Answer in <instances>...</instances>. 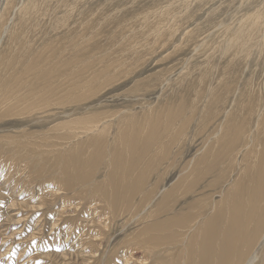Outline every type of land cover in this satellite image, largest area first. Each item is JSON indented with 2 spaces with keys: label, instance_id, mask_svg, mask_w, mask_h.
<instances>
[{
  "label": "rangeland",
  "instance_id": "obj_1",
  "mask_svg": "<svg viewBox=\"0 0 264 264\" xmlns=\"http://www.w3.org/2000/svg\"><path fill=\"white\" fill-rule=\"evenodd\" d=\"M80 52L88 53L83 59L97 64L79 68L76 59H83L76 55ZM49 53L55 61L48 60ZM61 54L67 62L76 60L75 64L64 63ZM0 56V87L8 78L23 99H39L28 114L30 106L22 102L28 107L21 104L26 108L21 110L18 106L20 113L0 116V264H165L167 258L177 264L175 256L183 259V264H192L196 246L204 239L202 232L208 231V236L218 241L220 237L214 238L212 233L220 224H227L232 206H243L248 214L254 209L262 211L253 222L261 223L262 216L264 221L259 206L264 203V174L259 179L254 176L258 159L264 156V0H0ZM54 63L69 66L63 70L60 65L63 69L56 71L63 85L64 81L70 84L63 87L59 74H48ZM85 73H92L85 76L89 82L82 77ZM74 74L86 82L72 81ZM55 76L59 84L52 81ZM110 77L112 81H108ZM26 80L30 85H24V91L16 90L19 84L28 83ZM77 82L84 86L91 83V89L80 88ZM67 86L74 87L72 92ZM49 88L58 89L60 97ZM126 126L130 131L142 126L143 134L147 127H159L164 140L158 143L166 145L152 150V162L158 164L154 169H144L147 159L137 162V168H144L130 180L125 175L127 165L140 156L144 141L135 144L134 154L119 145L124 169L113 164L111 155L119 144L120 128ZM99 136L105 138L109 150L94 168L86 169L84 179L89 177V182L67 185L68 178L61 173L60 163L68 162L63 155L81 147L86 154L96 152ZM43 138L47 142H42ZM29 146H35L34 154L25 148ZM166 147L169 151L160 155ZM54 151L57 154L53 156ZM135 181L143 183L134 190L139 193L126 194L122 208H114L111 199L116 195L111 184L135 186ZM242 186L246 191L240 192ZM251 196L258 200L252 202ZM222 209L226 217L214 221ZM172 217H176L172 222L191 218L182 223L187 227L182 235L174 230L180 241L173 237L152 239L150 225ZM244 217L245 213L231 222L240 229ZM263 230L264 226L257 233L261 242L250 249L252 256L247 258L251 256V260L244 264H264ZM145 234L148 238L141 239ZM166 247L173 248V255L154 259L151 252L159 249L164 255ZM186 248L188 257L179 254L186 255ZM212 253L215 264L217 253Z\"/></svg>",
  "mask_w": 264,
  "mask_h": 264
},
{
  "label": "bare ground",
  "instance_id": "obj_2",
  "mask_svg": "<svg viewBox=\"0 0 264 264\" xmlns=\"http://www.w3.org/2000/svg\"><path fill=\"white\" fill-rule=\"evenodd\" d=\"M58 1V0H57ZM30 6V8H31V5H29ZM28 6V7H29ZM30 8H28L29 10H30ZM16 10V9H15ZM22 10V9H21ZM26 11H27V9H26ZM22 12V11H21ZM29 12V11H28ZM47 12V11H46ZM23 13V12H22ZM30 14V13H29ZM56 14V13H55ZM31 16H33L32 14H31ZM184 16V15H183ZM14 17V16H13ZM22 17H24V16H22ZM26 17V16H25ZM29 18V17H28ZM8 20V19H7ZM12 20V19H11ZM25 20H27V19H25ZM54 20V19H53ZM156 20V19H155ZM173 20V19H172ZM23 21V20H22ZM28 21V20H27ZM27 21H25V22H27ZM64 21V20H63ZM63 21H61V22H63ZM8 23V22H7ZM28 23V22H27ZM52 23V22H51ZM65 23V22H64ZM34 25V24H33ZM85 25V24H84ZM30 26V25H29ZM65 26V25H64ZM67 26V25H66ZM88 27V26H87ZM155 27V26H154ZM25 28V27H24ZM26 28H27V26H26ZM66 28V27H65ZM83 28V27H82ZM12 29V28H11ZM15 29H16V27H15ZM18 29V28H17ZM166 29H168V28H166ZM19 30V29H18ZM22 30H23V28H22ZM28 30H30V29H28ZM33 30V29H32ZM31 31V30H30ZM35 31V30H34ZM14 32H16V30H14ZM20 32V31H19ZM11 33H13V32H11ZM171 34V33H170ZM215 34V33H214ZM26 35V34H25ZM138 35V34H137ZM11 36H12V34H11ZM30 36V35H29ZM78 36V39H80V37H79V35H77ZM170 37V36H169ZM27 38V37H26ZM25 37H24V39H26ZM136 38V37H135ZM171 38V37H170ZM12 39V38H11ZM14 39V38H13ZM23 39V40H24ZM28 39V38H27ZM26 39V40H27ZM20 40H22V38L20 39ZM29 40V39H28ZM13 41V40H12ZM85 41V40H84ZM45 42V41H44ZM75 42V41H74ZM77 42V41H76ZM19 44H20V42H18ZM26 43H27V41H26ZM30 43V42H29ZM35 43V42H34ZM83 43V42H82ZM31 44V43H30ZM33 44V43H32ZM102 44V43H101ZM47 45V44H46ZM28 46V45H27ZM31 46H33V45H31ZM48 46V45H47ZM50 46H52V45H50ZM99 46V45H98ZM39 47H42V45H40ZM60 47V46H59ZM29 48H30V45H29ZM32 48V47H31ZM31 48L29 49V50H31ZM48 48V47H47ZM8 49V48H7ZM48 49H50V48H48ZM1 50H3V49H1ZM32 50H34V49H32ZM37 50H38V48H37ZM42 51H43V48L41 49ZM44 50H46V48L44 49ZM47 51V50H46ZM45 51V52H46ZM90 51V50H89ZM69 52V51H68ZM88 52V51H87ZM2 53H4V52H2ZM19 52H17V54H18ZM50 53H52V52H50ZM50 53L49 54H47L46 56H47V58H48V60L49 59H51V57H53V55H50ZM61 53V52H60ZM83 53H85V52H82V54H81V52L80 53H78L76 56L77 57H81L80 59H83V58H85V56H87L88 57V53L87 54H83ZM23 54V53H22ZM63 54V53H62ZM60 55L61 57L63 56V55ZM68 54V53H67ZM81 54V55H80ZM100 54V53H99ZM68 55H73V53L72 54H68ZM90 55V54H89ZM93 55V54H92ZM97 55V54H96ZM104 55V54H103ZM19 56V55H18ZM29 56V55H28ZM54 56H55V52H54ZM60 56H59V58H58V56H57V58L60 60ZM75 56V57H76ZM91 56V55H90ZM124 56V55H123ZM1 57V56H0ZM19 57H21V56H19ZM34 57V56H33ZM83 57V58H82ZM98 57V58H97ZM96 58L97 59H99V56H97ZM26 58H28L27 56H26ZM95 58V57H94ZM93 58V59H94ZM95 58V59H96ZM14 59H16V58H14ZM23 59H24V57H23ZM53 59V58H52ZM51 59V60H52ZM61 59H65L64 58V56H63V58H61ZM92 59V58H91ZM122 59V58H121ZM129 59H131V58H129ZM17 60V59H16ZM25 60V59H24ZM23 60V61H24ZM27 60V59H26ZM25 60V61H26ZM35 60V59H34ZM77 60V61H76ZM75 61H76V63H79L80 64V62L82 61V60H78V59H76ZM113 60V59H112ZM125 60H126V58H125ZM9 61V60H8ZM8 61H6V62H8ZM28 61H29V59H28ZM28 61H27V63H28ZM53 61H55V60H52V62ZM57 61V60H56ZM61 61H63V60H61ZM74 61V60H73ZM70 62V60H68V62H70V63H68L67 61H66V59H65V61H64V63L65 62H67V64H69V66L70 65H74L75 63V61L74 62ZM94 61V62H93ZM91 60V61H89V59L87 58V59H83V61H82V63L83 64H81V65H79V64H77L78 65V67L79 66H81V67H79V68H82V66H84V68L86 67V65H89L91 62L92 63H95V64H97L96 62H95V60ZM97 61V60H96ZM119 61V60H118ZM129 61V60H128ZM20 62V61H19ZM37 62V61H36ZM57 62H59V61H57ZM109 62H110V59H109ZM120 62V61H119ZM124 62V61H123ZM23 63V62H22ZM26 63V62H25ZM24 63V64H25ZM30 63V62H29ZM32 63H34V61L32 62ZM63 63V62H62ZM62 63L60 64H55V65H52V67H48V74L49 75H52L53 73H54V71H55V73H57V75L59 74V70L58 69H60V68H58V66L60 67V65H62ZM91 63V65H94V64H92ZM23 64V65H24ZM44 64H45V62H44ZM49 64V63H48ZM67 64H63L62 65V67L64 68L65 66L66 67H69V66H67ZM10 65H12V63L10 64ZM19 65V64H18ZM35 65V64H34ZM112 64H110V66H111ZM114 65V64H113ZM120 65H122V63L120 62ZM126 65V64H125ZM30 66V65H29ZM46 66V65H45ZM49 66H51L50 64H49ZM95 66V65H94ZM93 66V67H94ZM28 67V66H27ZM35 67V66H34ZM37 67V66H36ZM88 67V66H87ZM96 67H98V66H96ZM134 67V66H133ZM4 68H6V67H4ZM18 67H16V69H17ZM26 68V67H25ZM57 68V69H56ZM62 68V69H63ZM92 68V67H91ZM90 68V69H91ZM100 68V67H99ZM128 68V67H127ZM35 69H37V68H35ZM34 69V72L36 71ZM43 69V68H42ZM62 69H60V70H62ZM69 69V68H68ZM83 69V68H82ZM86 69V68H85ZM85 69H83V70H85ZM100 69H103V68H100ZM109 69V68H108ZM25 70V69H24ZM31 70V69H30ZM56 70H58V71H56ZM63 70H66V68H64ZM97 70V69H96ZM105 70V69H104ZM107 70V69H106ZM38 71V70H37ZM43 71V70H42ZM45 71V70H44ZM67 71H69V70H67ZM81 71V70H80ZM98 71H99V69H98ZM100 71H102V70H100ZM20 72V71H19ZM79 71H77L76 73H78ZM86 72H88V71H86ZM216 72V71H215ZM28 73V72H27ZM68 74H69V72H67ZM67 73H65L66 75H68ZM72 73H74V72H72ZM83 73H84V71H83ZM95 73V72H94ZM97 73V72H96ZM99 73V72H98ZM101 74H102V72H100ZM30 74V73H29ZM64 73H63V76L65 75ZM80 74H82V73H80ZM86 74V73H85ZM92 74V73H91ZM90 74V75H91ZM213 74V73H212ZM31 75V74H30ZM44 75V74H43ZM75 75L76 74H74V76H73V78H71V77H69V79L71 78V79H73L72 81H74V82H76V81H81L80 79H82V78H76V77H78V76H76L75 77ZM78 75V74H77ZM90 75H88V74H86V75H82V77H84L83 79L84 80H86V81H88L89 82V80H90V78H89V80H88V78H85V76H90ZM95 75V74H94ZM229 75V74H228ZM10 76V75H9ZM13 76V75H12ZM33 76V75H32ZM54 76V75H53ZM58 76H60V74L58 75ZM68 76H71V72H70V75H68ZM67 76V77H68ZM99 76V75H98ZM3 77V76H2ZM11 77V76H10ZM18 77V76H17ZM56 77V78H55ZM53 79H52V81H54V82H56V80H58L57 78V76H55ZM66 77V76H65ZM91 77V76H90ZM112 77V76H111ZM108 78V81H112V78ZM249 77H251V76H249ZM14 78V77H13ZM12 78V79H13ZM20 78V77H19ZM28 78V77H27ZM60 79H59V82H60V80H61V76L59 77ZM64 78V77H63ZM62 78V79H63ZM96 78H98L97 76H96ZM50 79V78H49ZM56 79V80H55ZM68 79V80H69ZM70 79V80H71ZM74 79H76V81L74 80ZM82 79V81H84ZM114 79V78H113ZM28 80V79H27ZM26 80V81H27ZM51 80V79H50ZM50 80H48V82H50V83H52V81H50ZM64 80H65V78H64ZM66 80H67V78H66ZM95 80V79H94ZM213 80V79H212ZM5 81L6 82H2V85H1V87H0V89H3L5 92L4 93H2L1 91H0V93H1V97H0V116H1V118H2V116H7L8 114H12V113H15V112H19L18 110H20L19 109V107L18 106H20L21 104H22V102L23 103H27V105H29L30 106V108L27 106V105H24V104H22V106L24 105V106H26V107H28L27 109L24 107H21V110H23V109H26L27 110V114H28V109H32L34 106H36V104L39 102V99H37V97H36V99L34 98L33 99V97H32V99H23V96L21 97L20 96V94L21 93H17L16 91H15V89H13L14 87H15V85L16 84H13L12 83V81H10V79H8V78H6L5 79ZM20 81H22V80H20ZM23 81H24V79H23ZM33 81V80H32ZM40 81V80H39ZM86 81H84V82H86ZM28 82V81H27ZM29 82H31V81H29ZM29 82L28 83H23V84H19L18 85V87L16 88V90H23V87H28L30 84H29ZM46 82V81H45ZM53 82V83H54ZM65 82V84L67 85V83L69 82H67V81H64ZM1 83V82H0ZM57 83V82H56ZM55 83V84H56ZM60 83H62V85H63V81H61ZM78 83V82H77ZM79 83H81L80 85H79ZM77 85H78V87L80 86V88L82 87V86H84V84L82 85V82H79ZM94 83V82H93ZM211 83V82H210ZM34 84V83H33ZM49 84V83H48ZM57 84H59V83H57ZM65 84L63 85V87L65 86ZM69 84H70V82H69ZM68 84V85H69ZM76 85V83H72L71 85L73 86V85ZM88 84V83H87ZM91 84V83H90ZM90 84L89 85H87V86H84L85 88H88L89 86H90ZM139 84V83H138ZM141 84V83H140ZM201 84V83H200ZM227 84V83H226ZM25 85V86H24ZM43 85V84H42ZM46 85V84H45ZM53 85V84H52ZM61 85V84H60ZM74 85V87H77V86H75ZM82 85V86H81ZM85 85H86V83H85ZM92 85V84H91ZM94 85V84H93ZM204 85V84H203ZM37 86V85H36ZM57 86V85H56ZM70 86V85H69ZM44 87V86H43ZM49 87H51V86H49ZM60 87V86H59ZM58 87V88H59ZM62 87V86H61ZM73 87V88H74ZM42 88V87H41ZM46 88H47V86H46ZM66 88V87H65ZM72 88V89H73ZM29 89V88H28ZM31 89V88H30ZM33 89V88H32ZM37 89V88H36ZM44 89V88H43ZM43 89H41V91H43ZM72 89H68V86H67V90L68 91H70L71 90V92H72ZM78 89V88H77ZM89 90L91 89V88H88ZM87 89V90H88ZM210 89V88H209ZM48 90V89H47ZM49 90H50V88H49ZM57 90V92H58V89H56ZM87 90H85V91H87ZM217 90V89H216ZM24 91V90H23ZM38 91H39V89H38ZM37 91V93L36 94H39V92ZM51 91V93H53V91H54V93H55V95H57V92L54 90V89H51L50 90ZM66 91V90H65ZM74 91V90H73ZM244 91V90H243ZM243 91H241V92H243ZM20 92V91H19ZM46 92H49V91H46ZM46 92L44 93V95L43 96H45L46 95ZM63 92V91H62ZM195 92V91H194ZM240 92V93H241ZM35 93V92H34ZM61 93V92H60ZM65 93V92H64ZM76 93V92H75ZM89 92H87L86 93V95L88 94ZM147 93V92H146ZM255 93V92H254ZM97 94V93H96ZM231 94V93H230ZM30 95H31V93H30ZM32 95H34V94H32ZM31 95V96H32ZM89 95V94H88ZM36 96V95H35ZM49 96H52V94H50ZM58 96V95H57ZM61 96H63V95H61ZM22 99H21V98ZM25 97V96H24ZM55 96L53 95V97L52 98H54ZM58 97H60V96H58ZM224 97V96H223ZM251 97V96H250ZM249 97V98H250ZM28 98H29V96H28ZM31 98V97H30ZM65 99H66V97H64ZM255 98V97H254ZM253 98V99H254ZM56 99V98H55ZM58 99H61V98H58ZM68 99V98H67ZM252 99V100H253ZM12 100H14L15 102H13ZM41 100V99H40ZM54 100V99H53ZM219 100V99H218ZM221 100V99H220ZM250 100V99H249ZM9 101H11V102H9ZM42 101V100H41ZM51 101V100H50ZM179 101V100H178ZM184 101V99L183 100H180V102L182 103ZM193 101V100H192ZM175 102V101H174ZM42 103V102H41ZM179 103V102H178ZM39 104V103H38ZM37 104V105H38ZM189 105H190V103H189ZM41 106H44V105H41ZM23 108V109H22ZM18 109V110H17ZM45 109V108H44ZM128 109V108H127ZM177 109V108H176ZM131 110V109H130ZM155 110V109H154ZM163 110V109H162ZM178 112H180L179 110H177ZM21 112V111H20ZM19 112V113H20ZM128 112V111H127ZM140 112V111H139ZM175 112V111H174ZM178 112H175V114L176 113H178ZM183 112V111H182ZM181 112V113H182ZM92 114V113H91ZM73 115V114H72ZM178 115V114H177ZM25 116V115H24ZM123 116V115H122ZM168 116V115H167ZM28 117V116H27ZM150 117V116H149ZM23 118V117H22ZM83 118H85V117H83ZM165 118V117H164ZM24 119V118H23ZM50 119V118H49ZM59 119V118H58ZM80 119H82V118H80ZM79 119V120H80ZM120 119V118H119ZM126 119V118H125ZM124 119V120H125ZM171 119H172V117H171ZM175 119V118H174ZM234 119V118H233ZM245 119V118H244ZM67 120V119H66ZM128 120V119H127ZM166 120V119H165ZM65 121V120H64ZM71 121V120H70ZM174 121V120H173ZM234 121V120H233ZM246 121V120H245ZM141 122V121H140ZM158 122V121H157ZM156 122V123H157ZM241 122V121H240ZM127 123H129V122H127ZM160 123V122H159ZM233 123V122H232ZM237 123V122H236ZM263 123V122H262ZM262 123H261V125H262ZM158 124V123H157ZM226 124H227V122H226ZM238 124V123H237ZM241 124V123H240ZM86 125V124H85ZM84 124H83V126H85ZM93 125V124H92ZM143 125V124H142ZM153 125H155V122H154V124ZM169 125V124H168ZM235 124H233V126H234ZM82 126V125H81ZM82 126V128H85L86 129V127L88 126H85V127H83ZM94 126V125H93ZM111 126H112V124H111ZM120 126V125H119ZM151 125H148V127H150ZM239 126V125H238ZM243 126V125H242ZM118 127V126H117ZM116 127V128H117ZM132 127V126H131ZM147 127V129H145V134H143L142 133V128H144V127H133V129H132V131H130V129H128V128H130V127H128L127 128V126L125 127V128H123V129H121L120 127V131L122 130V135H120V136H118L116 139H117V141L119 142V144H117L116 146H115V149H112V151H111V155H112V161H113V164H118L121 168H123L124 167V163L125 162H122V160H121V156L123 155V153H122V151L119 149L120 148V146L119 145H122L123 144V148L124 149H126L129 153L130 152H132V154H134V150H135V144H139V142H140V140H143L144 142L142 143L143 145H142V150H141V152H140V156L138 157V158H135L134 156V159L133 158H131L132 160H130V158H128L129 160H130V162H129V164H131L130 166H128L127 164V168H128V170H127V173L125 174L126 175V177L130 180L131 178H133V177H135V175L138 173V172H140L143 168H144V166H140L139 168H137V166H139L138 164H137V162H145V160L147 159V165L145 166V168L144 169H148V170H152V169H154L155 167H156V165H158L156 162H152V150H155L157 147L156 146H158V147H162L161 146V142H159L158 143V140H160L161 138H162V135H163V132H160V128L159 127H157L156 128V126H153L151 129H149ZM244 127V126H243ZM36 128V127H35ZM79 128H80V126H79ZM82 128H80V129H82ZM111 128V127H110ZM159 128V129H158ZM170 128H173V127H170ZM181 128H182V126H181ZM238 128V127H237ZM240 128V127H239ZM259 128H261V126L259 127ZM258 128V129H259ZM52 129V128H51ZM59 129H61V128H59ZM89 129H91V128H89V126H88V128H87V130H88V132H90L89 131ZM175 129V128H174ZM245 129V128H244ZM264 129V128H263ZM83 130V129H82ZM105 130H107V129H105ZM109 130V129H108ZM107 130V131H108ZM166 130H168V129H166ZM232 130H234V129H232ZM235 130H237V129H235ZM234 130V131H235ZM238 130H240V129H238ZM262 130V128L260 129V131ZM52 131V130H51ZM86 131V130H85ZM102 131V130H101ZM101 131H99L100 133H101ZM118 131H119V129H118ZM161 131H163V129L161 130ZM226 131H228V130H226ZM245 131V130H244ZM246 131H248V130H246ZM87 132V133H88ZM94 132V131H93ZM105 132V131H104ZM104 132H103V135H104ZM109 132V131H108ZM167 132V131H166ZM178 132V131H177ZM176 132V133H177ZM84 133V132H83ZM86 133V132H85ZM84 133V134H85ZM86 133V134H87ZM130 133H132V136H130ZM170 133V132H169ZM217 133V132H216ZM246 133V132H245ZM106 134H107V132H106ZM120 134V133H119ZM243 134V133H242ZM2 135V134H1ZM25 135H26V133H25ZM28 135V134H27ZM49 135V134H48ZM48 135H45V136H48ZM98 135V134H97ZM103 135H101V136H103ZM167 135V134H166ZM246 135V134H245ZM262 135H264V134H262ZM17 136V135H16ZM39 136V135H38ZM95 136V135H94ZM101 136H99L98 138H99V141L97 142V144H96V146H99V148H98V150L96 149L95 151L96 152H92V153H88V154H86V152L84 151L83 152V150H82V147L81 148H79V149H77V151H75V150H73V149H71L72 151L71 152H69L68 150H67V148H66V150L69 152H67L66 154H64L63 155V157L65 158V156H66V158H67V160H68V162H65V161H62L60 164H61V166H62V170H61V173H64L63 175L66 177V178H68V180H67V185L69 184V185H73V183L75 182L76 184H79V185H81V184H87L88 182H89V177H87V178H85L84 179V175L87 173V171H86V169L88 168V169H90L91 167H93V166H95L96 165V162L102 157L103 158V152H106L105 150H109V149H105V145H104V141H106L105 140V138L104 137H101ZM105 136V135H104ZM165 136V135H164ZM171 136H173L172 134H171ZM229 136V135H228ZM232 136V135H231ZM34 137V136H33ZM41 137V136H40ZM39 137V138H40ZM42 137H44V136H42ZM61 137V136H60ZM63 137V136H62ZM87 137V136H86ZM170 137V136H169ZM233 137V136H232ZM19 138V137H18ZM25 138V137H24ZM23 138V139H24ZM29 138H31L30 136H29ZM28 138V139H29ZM111 138V137H110ZM229 138V137H228ZM237 138V137H236ZM239 138V137H238ZM21 139V138H20ZM32 139V138H31ZM36 139H38V138H36ZM92 139V138H91ZM163 140H164V138H162ZM18 140V139H17ZM25 140V139H24ZM33 140V139H32ZM84 140V139H83ZM82 140V141H83ZM22 141V140H21ZM28 142V140H25L24 142ZM31 141V140H30ZM45 141V138H43V140H42V142H44ZM56 141V140H55ZM55 141H53V142H55ZM62 141V140H61ZM171 141V140H170ZM259 141H262L261 139L259 140ZM26 142V143H27ZM34 142V141H33ZM38 142V141H37ZM39 142H40V140H39ZM38 142V147H39V150H40V143ZM45 142H47V141H45ZM51 142V141H50ZM57 142V141H56ZM114 142V141H113ZM116 142V141H115ZM174 142V141H173ZM229 142V141H228ZM234 142V141H233ZM236 142V141H235ZM19 143V142H18ZM30 143V142H29ZM28 143V144H29ZM65 143V142H64ZM75 143V142H74ZM90 143V142H89ZM105 143H108V141L107 142H105ZM110 143V142H109ZM164 143V142H163ZM232 143V142H231ZM237 143V142H236ZM261 143V142H260ZM11 144H13V143H11ZM36 144V143H35ZM40 144V145H39ZM53 144V143H52ZM57 144V143H56ZM63 144V143H62ZM79 144H81V143H79ZM83 144H84V141H83ZM218 144H219V142H218ZM254 144V143H253ZM257 144V143H256ZM19 145H21L20 143H19ZM22 145L24 146V144L22 143ZM26 145V144H25ZM88 145V144H87ZM163 145V144H162ZM262 145V144H261ZM26 146H28V145H26ZM30 146H31V144H30ZM25 147V148H27V151H31L33 154H34V151L32 150V148L33 147H35V146H33L32 148L31 147ZM61 146V145H60ZM71 146V145H70ZM93 146H95V145H93ZM93 146H92V149H93ZM138 146V145H137ZM163 146H166V145H163ZM219 146V145H218ZM252 146H256V145H252ZM6 147H8V146H6ZM168 147V146H167ZM161 148L162 150L164 149V151H161V153H160V155L163 153V152H167V151H169L168 150V148ZM204 147H206V146H204ZM232 147V146H231ZM250 147V146H249ZM248 147V148H249ZM260 147V146H259ZM23 148V147H22ZM31 148V149H30ZM90 148H91V146H90ZM107 148V147H106ZM109 148V147H108ZM18 149V148H17ZM16 149V150H17ZM35 149H37L38 150V148H35ZM46 149H49V148H46ZM45 149V150H46ZM55 149V148H54ZM53 149V150H54ZM69 149V148H68ZM137 149H139V148H137ZM255 149V148H254ZM52 149H51V151H53ZM58 150V149H57ZM171 150V149H170ZM213 150V149H212ZM263 150V149H262ZM22 151V150H21ZM50 151V150H49ZM125 151V150H124ZM158 151V150H157ZM39 152V151H38ZM41 152V151H40ZM108 152V151H107ZM248 152V151H247ZM252 152V151H251ZM251 152H249V153H251ZM255 152H257L256 150H254V153ZM11 153V152H10ZM18 152L16 151V154H17ZM47 153V152H46ZM53 153H55V151L54 152H52V154L51 155H53ZM59 153V152H58ZM65 153V152H64ZM81 153V154H80ZM258 153V152H257ZM263 153V152H262ZM55 154H57V152L55 153ZM108 154H109V152H108ZM159 153H157V155H158ZM163 154H165V153H163ZM252 154V153H251ZM264 154V153H263ZM41 155V154H40ZM40 155H38L39 157H40ZM47 155V154H46ZM45 155V156H46ZM62 155V154H61ZM60 155V156H61ZM139 155V154H138ZM256 155V154H255ZM257 155H259V154H257ZM256 155V156H257ZM28 156V155H27ZM50 156V155H49ZM54 156V155H53ZM72 156V157H71ZM153 156H155L154 155V153H153ZM163 156V155H162ZM161 156V157H162ZM18 157V156H17ZM32 157V156H31ZM44 157V156H43ZM47 157V156H46ZM58 157V156H57ZM77 157H79V158H77ZM124 157H126V155L124 156ZM132 157V156H131ZM159 157V156H158ZM164 157V156H163ZM162 157V158H163ZM54 158H56V157H54ZM65 158V159H66ZM69 158H70V160H69ZM254 158H255V156H254ZM39 159H41V158H38V160ZM43 159V158H42ZM51 159V158H50ZM60 159H62L61 157H60ZM47 160V159H46ZM52 160V159H51ZM259 165H257L256 166V169H255V171H254V176H256V177H258V179L260 178V177H262L263 176V174H264V156L263 157H260L259 159ZM50 161V160H49ZM48 161V162H49ZM125 161V160H124ZM47 162V163H48ZM51 162V161H50ZM53 162V161H52ZM60 162V161H59ZM256 163H257V161H255ZM32 163V162H31ZM47 163H45V165L47 164ZM54 163V162H53ZM53 163H51V164H53ZM128 163V162H127ZM55 164H56V162H55ZM50 165V164H49ZM48 165V166H49ZM101 165V164H100ZM52 166H55V165H52ZM200 166V165H199ZM198 166V167H199ZM59 167V166H58ZM57 167V168H58ZM118 167V166H117ZM172 167V166H171ZM43 168V167H42ZM47 168H49V167H47ZM46 168V169H47ZM55 168V167H54ZM94 168V167H93ZM121 168H119V169H121ZM124 169V168H123ZM122 169V170H123ZM49 170H50V168H49ZM212 170V169H211ZM214 171V170H213ZM119 172V171H118ZM210 172V171H209ZM212 172V171H211ZM52 173V172H51ZM66 173H68V174H66ZM125 173V172H124ZM190 173H192V172H190ZM216 173V172H215ZM44 174H45V172H44ZM149 174V173H148ZM218 174V173H217ZM242 174V173H241ZM262 174V176H259V175H261ZM53 175V174H52ZM124 175V176H125ZM192 175V174H191ZM244 175V174H243ZM46 176V175H45ZM60 176V175H59ZM86 176V175H85ZM240 176H242V175H240ZM115 177V176H114ZM118 177H121L120 175L118 176ZM245 177H246V175H245ZM113 178V175H112V177H111V179ZM123 178V177H122ZM241 179V178H240ZM243 179V178H242ZM253 179V178H252ZM102 180V179H101ZM186 181V180H185ZM251 181V180H250ZM254 181H256V180H254ZM130 182V181H129ZM135 182H137V181H135ZM243 182V181H242ZM249 182V181H248ZM259 182V181H258ZM125 183V182H124ZM108 184H111V183H108ZM143 183L141 182V183H139V182H137V184L135 185V186H133L132 184L130 185V184H128V185H123L122 183H119V182H116V183H113V184H111V186L112 187H114V189L112 190V193L114 194V195H116V196H113L114 198H110L111 199V203L113 204V206H114V208H117V207H121V203H122V201H123V198L126 196V194H131V192L132 191H134V190H137L138 188H139V186H141ZM244 184H246V182L244 183ZM249 185H251V184H249ZM249 185H246V186H249ZM257 185V184H256ZM261 185V184H260ZM75 186V185H74ZM95 186V185H94ZM246 186H242V187H240V192H244V191H246ZM91 187V186H90ZM260 187V186H259ZM110 188V187H109ZM251 188V187H250ZM262 188V187H261ZM264 188V187H263ZM68 189V188H67ZM91 189H93V188H91ZM254 189H256V188H254ZM80 191V190H79ZM138 191V190H137ZM137 191H134V192H137ZM254 191V190H253ZM263 191V190H262ZM109 192V191H108ZM134 192H133V194H134ZM141 192V191H140ZM259 192V191H258ZM137 193H139V192H137ZM79 194V193H78ZM264 194V193H263ZM259 195H260V192H259ZM135 196V195H134ZM151 196V195H150ZM150 196H148V197H150ZM240 196V195H239ZM243 196V195H242ZM176 198V197H175ZM229 198V197H228ZM250 198V197H249ZM224 199V198H223ZM264 199V198H263ZM128 200V199H127ZM257 201L258 199H257V197L256 196H251V201L253 202V201ZM130 200H128V206H130V202H129ZM170 201V200H169ZM175 201V200H174ZM245 201H247V200H245ZM248 201H250V200H248ZM170 203V202H169ZM12 204H14V203H12ZM123 204V203H122ZM163 204V203H162ZM250 204V203H249ZM248 204V205H249ZM193 205V204H192ZM224 205V204H223ZM245 205H247V204H245ZM170 206H171V203H170ZM215 206H216V204H215ZM250 206V205H249ZM259 206L261 207V209L262 210H264V203H262L261 202V204H259ZM145 207V206H144ZM174 207V206H173ZM233 207V209L230 211L231 212V215L232 216H224V211H226V213H227V211H228V208L226 207V209H224V211H223V209L217 214V217H215V218H213V220L215 221V220H218L220 217H226L227 218V224H225L224 225V227H222V225L220 224L219 226H218V229H215V232H213L212 234V236L214 237V238H219L218 239V241H214L213 240V238H211L210 236H208L209 234V232L207 231V234H205V232H202V237L205 239H201L200 240V243H201V245H199V246H196V249H195V253H193L194 255L192 256V264H214V260H212V255H213V253H212V251H216V253H217V256H216V263L215 264H244L245 263V261H246V259H249V258H251V253H250V251L254 248V246L256 245V243H258V239H259V235H257V233L258 232H261V231H259L260 229H261V227H263L264 226V221H263V216L260 214V216H262L261 217V223L260 222H258L257 221V223L255 224V222L256 221H254L253 222V220H254V218H256L257 216H259L258 215V211H255V209L253 210V212L250 210L249 211V214L246 212V209H245V207H243V206H232ZM248 207V206H247ZM260 207H259V209H260ZM35 208V207H34ZM122 208V207H121ZM120 208V209H121ZM123 208H124V210H126L128 207L126 206V205H124L123 206ZM143 208V207H142ZM159 208V207H158ZM219 208V207H218ZM218 208H217V210H218ZM166 209V208H165ZM113 210V209H112ZM123 210V211H124ZM116 211H118V210H116ZM131 211V210H130ZM165 211H167L168 212V210H165ZM262 211H259V213H261ZM155 213V212H154ZM245 213V219L242 221V223H241V226H240V229H238V227H235L234 225H233V222H231V219L233 218V217H237V218H239L242 214H244ZM129 214H131V213H129ZM150 214V213H149ZM185 216V215H184ZM243 217V216H242ZM241 217V218H242ZM146 218V217H145ZM144 218V219H145ZM176 217H172V218H166V219H163V221H161V222H159V221H154L152 224H154V225H150V228H151V230H152V234H153V236H152V239H155V240H165V238H167V240L168 239H170L169 237H173V238H178L179 239V241H180V238L179 237H177L178 235H182L184 232H185V230L184 229H186L187 227H184V225L182 224L183 222H185V221H190L191 220V218H187V220H186V218H184L183 220H180V221H178V222H172V221H174L173 219H175ZM194 218V217H193ZM154 219H155V217H154ZM151 220V219H150ZM156 220V219H155ZM168 221V222H167ZM138 222V221H137ZM165 222H167L166 224H165ZM210 222H212V221H210ZM151 223V222H150ZM157 223H159V224H157ZM148 224V223H147ZM210 224H212V223H210ZM209 224V225H210ZM145 225V224H144ZM208 225V226H209ZM144 228V227H143ZM256 228V229H255ZM146 229H148V227H146ZM177 229V231H178V235H176L175 233H177V232H174V230H176ZM195 229V228H194ZM145 230V229H144ZM149 231V229L147 230V231H145L146 233ZM191 231V230H190ZM199 231V230H198ZM264 231V230H263ZM193 234V233H192ZM144 235V234H143ZM142 235V236H143ZM146 235V234H145ZM192 236V235H191ZM148 238V234L146 235V236H144L143 238L141 237V239H143V240H146ZM150 238V237H149ZM261 238V237H260ZM192 239H195V240H198V238H197V236H192ZM130 240V239H129ZM183 240V239H182ZM137 241V240H136ZM148 241V240H147ZM189 241V240H188ZM257 241V242H256ZM164 242V241H163ZM169 242V241H168ZM255 242V243H254ZM259 242H261V241H259ZM170 243L172 244V242L170 241ZM177 243V242H176ZM134 244V243H133ZM145 244V243H144ZM157 244V243H156ZM159 244V243H158ZM162 244V243H161ZM169 244V243H168ZM146 245V244H145ZM193 245H194V243H193ZM264 245V244H263ZM147 246V245H146ZM191 246V245H190ZM214 246H216V248L214 247ZM260 246V245H259ZM131 247V246H130ZM138 247V246H137ZM151 247H153V246H151ZM159 247V246H158ZM193 247V246H192ZM253 247V248H252ZM257 247V246H256ZM167 248V247H166ZM165 248V249H166ZM252 248V249H251ZM152 249V248H151ZM173 248L172 247H169V248H167L166 250H164V255H161L163 252H161L159 249H155L154 250V252H151L152 253V255H155L154 256V259H155V257H157L156 258V260H159V259H161V258H167L168 256H171V255H173L172 254V250ZM251 249V250H250ZM258 249V248H257ZM149 250V249H148ZM185 250V249H184ZM179 251V250H178ZM181 252V251H180ZM147 253V252H146ZM159 253H160V255H159ZM176 254V253H175ZM180 255H182V256H186V257H188L189 255H190V252L188 251V248H186V255H183V254H181V253H179ZM188 254V255H187ZM44 255V254H43ZM149 255V254H148ZM248 255H251V256H249V258H247L248 257ZM153 258V257H152ZM171 258V257H170ZM175 260H176V262L175 263H177V264H181L182 263V260L179 258V259H177V256H175ZM171 260V259H170ZM249 260H251V259H249ZM248 260V261H249ZM252 260H253V258H252ZM256 260V259H255ZM166 262H164L165 264H173L174 263V261H169V259L167 258L166 260H165ZM186 261H187V258H186ZM173 262V263H172ZM154 263V262H153ZM146 264H148V262L146 263ZM183 264V263H182Z\"/></svg>",
  "mask_w": 264,
  "mask_h": 264
}]
</instances>
